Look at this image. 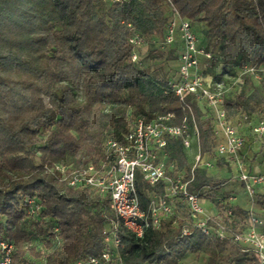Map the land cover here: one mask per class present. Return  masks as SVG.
Returning <instances> with one entry per match:
<instances>
[{
  "label": "trees",
  "instance_id": "16d2710c",
  "mask_svg": "<svg viewBox=\"0 0 264 264\" xmlns=\"http://www.w3.org/2000/svg\"><path fill=\"white\" fill-rule=\"evenodd\" d=\"M169 6L190 22L199 44L211 52L210 59L201 58L209 62L203 74L212 88L221 85L222 108L249 140L250 128L261 119L253 114L264 104V76L255 80L242 75L231 97L210 70L220 63L237 79L245 64L264 63V0H0V238L14 246L10 264H33L27 255L43 258L44 264H74L104 250L103 230L112 216L108 197L71 188L45 167L74 170L97 164L104 158V141L120 139L137 117L148 122L171 113V124L180 122L182 111L168 83L175 77L181 44L177 40L163 45ZM203 34L220 43L218 56ZM133 35L142 37L144 44L157 40L158 45L132 61L133 52L139 55V48L128 42ZM144 58L173 66L154 77L142 68ZM187 101L198 130L193 144L206 155L216 145L212 113L194 96ZM188 150L179 139H168L166 162L173 166L169 175L182 172L183 179L190 180L193 163ZM223 162L217 160L219 165ZM223 182L195 167L187 189L204 190L201 196L221 209L213 193ZM136 188L145 208L149 195L161 194L163 184L148 186L137 174ZM25 198L40 201L37 216L27 217ZM255 198L264 218V191ZM182 210L178 206V212ZM248 214L232 206L230 221H225L230 234L242 231ZM181 225L167 220L141 237L120 227L121 261L181 264L187 255L203 254L208 264H258L230 236L219 240L196 229L181 236ZM39 235L46 253L31 245ZM229 247L242 254H226Z\"/></svg>",
  "mask_w": 264,
  "mask_h": 264
},
{
  "label": "built area",
  "instance_id": "2783aa9c",
  "mask_svg": "<svg viewBox=\"0 0 264 264\" xmlns=\"http://www.w3.org/2000/svg\"><path fill=\"white\" fill-rule=\"evenodd\" d=\"M124 0H113L121 2ZM170 5V4H169ZM180 41L181 49L177 58L175 77L168 83L170 90L178 100L182 111L178 124H171L174 115L169 113L157 116L146 122L137 117L120 139L107 138L104 141V158L97 164L90 163L83 168L71 170L67 166L54 165L45 167L50 174L74 189L86 188L101 197H108L111 218L107 219L103 230L104 250L99 256H87L77 259L74 264H123L118 250L121 246L118 230L124 228L130 234L141 237L146 229H159L164 221L171 220L175 226L180 218L178 206L187 213L180 235H189L192 230H199L203 235L223 240L230 236L232 242L250 251L258 264H264V218L249 211L242 222V231L230 234L225 224L232 216L231 197L215 199L222 203L218 209L211 200L201 196L200 192L187 189L193 179V169L211 168L218 159H224L236 170V176L244 191L253 197L259 186H264V169L247 171L240 156V151L247 142L237 126L222 108L223 90L221 85L212 88L200 67V59H210L211 52L199 44L196 34L188 20L169 6L168 20L165 26L163 45L169 46ZM135 49L144 45V39L133 35L128 39ZM132 61H138L136 52L131 54ZM240 75H250L255 80L264 76V63L245 64ZM194 98L211 111L215 134H221L223 140H216L215 148L206 155H201L197 145L191 168L190 180H184L182 172L168 174L166 145L168 139H179L185 149H190L193 141L198 142V130L191 105L187 97ZM252 136L264 135V117L250 128ZM137 174L148 186L163 184L161 194L149 195L145 208L140 206L136 188ZM26 215L33 218L41 210L40 201L25 198ZM58 229L53 228V232ZM14 246L0 238V264H10Z\"/></svg>",
  "mask_w": 264,
  "mask_h": 264
},
{
  "label": "rangeland",
  "instance_id": "374dc122",
  "mask_svg": "<svg viewBox=\"0 0 264 264\" xmlns=\"http://www.w3.org/2000/svg\"><path fill=\"white\" fill-rule=\"evenodd\" d=\"M203 41L208 42L209 46L211 47V51L216 56H218L219 50H220V43H218L214 37H207L204 34H203ZM157 45H158L157 40L146 41L145 44L141 48H139V55H138V53H137V55L143 57L147 54L148 48L150 46L155 47ZM235 63H237V62L235 61ZM208 64H209L208 61L200 59V67L202 70H204ZM169 66L172 67L173 63H167V62H163V61H150L146 58H144V61L142 63V68L147 73H150L154 77H158L160 75V71L162 72V70H166L167 68H169ZM210 71H211L210 75L213 74L212 76L220 78L219 80L222 81L223 85L226 87V93H230L232 95L231 97H235L236 96L235 90L237 89L238 84L242 83V76L240 75V76H238L237 79H232L230 74L223 71L222 65L220 63L214 64L213 68ZM239 74H240V72H239ZM253 89H254V86H252V88L248 89V93L251 92ZM253 116H255L257 119L264 117V104L263 103L260 104L259 110H257L256 113L253 114ZM253 122H254V120H253ZM243 148L244 149H242V151H240L239 154L241 156V159L244 163V167L246 170H251V168L254 165L252 163H255L256 165L258 164L259 166L264 167V135L257 137V138L255 136L249 135L248 143H246ZM196 150H197V144L194 142L192 148H190V150L187 151V155H188V157L192 163L194 160V154L196 153ZM243 150H245V153ZM249 153H251V155H252L251 159L249 157H247V155ZM256 160H258L257 163H256ZM233 169L230 166V164L225 162V161L221 165L217 164V161H216L214 163V166H212L211 168H206L208 176L215 178V179H223L224 180L220 189L223 188V185L229 186L230 190H228L227 193H224V194H227L226 199L230 195H232L231 193H234V191H235V190H233L234 185L232 186V184L237 183V184H239L238 186H240V184H241L240 181L238 180V177L236 176L235 172L233 171ZM243 191H244V189H243ZM238 192L241 193L240 191H238ZM244 193L246 194V197L248 198V203L250 202V203L255 204L256 190H255L253 197H250L245 191H244ZM213 194L215 195L216 193H213ZM230 204H231V206H234L233 203L230 202ZM179 214H180V216H179L180 218H178L177 223L182 224L183 221L187 220V217H186L187 213L185 212V210L183 208V210L180 211ZM31 245L33 247H35L37 250H41L44 253L48 252V250L46 249V247L44 245L43 236L39 235V236H36L35 238H33ZM226 254H229L231 256H239L240 254H242V250L240 251L237 247H229L226 251ZM27 261L29 263H33V264H44L43 258L33 259L29 255H27ZM181 264H208V260H207V257L203 254L202 255L201 254H190V255H187L183 261H181ZM223 264H229V263L227 261H224Z\"/></svg>",
  "mask_w": 264,
  "mask_h": 264
},
{
  "label": "crops",
  "instance_id": "0c3cea01",
  "mask_svg": "<svg viewBox=\"0 0 264 264\" xmlns=\"http://www.w3.org/2000/svg\"><path fill=\"white\" fill-rule=\"evenodd\" d=\"M209 80V78H207ZM216 140H223V136L221 134H219L216 138ZM244 149V148H243ZM244 153H245V150H243ZM247 154V153H246ZM247 157H249L250 159L252 158V155L251 153H249L247 155ZM226 162V161H225ZM258 162V160H256V163ZM254 164L253 167L251 168V170H247V171H262V169H264V167H261L259 166L258 164L256 165L255 163H252ZM233 169V168H232ZM233 171L235 172L236 174V170L233 169ZM234 185L233 187V190L234 193H231L232 195H230L229 197H231V203H233L234 206H238L244 210H247V211H253L255 212L256 214L258 215H262V213L258 210L256 204L254 203H248V198L246 197V194L244 193L243 191V188H242V185L240 184V186H238L239 184H232V186ZM236 185V186H235ZM227 189V190H226ZM239 189V190H238ZM229 189V186H225L223 185V188L219 189L218 192H216L215 194V198L216 199H223L226 200V195L227 194H224V193H227ZM238 191H240L241 193H239ZM264 191V186H259L256 190V193L257 194H261L262 192ZM240 195V196H239ZM228 197V198H229ZM227 198V199H228ZM263 229H264V226H263Z\"/></svg>",
  "mask_w": 264,
  "mask_h": 264
}]
</instances>
